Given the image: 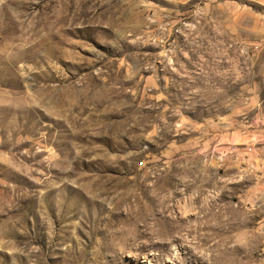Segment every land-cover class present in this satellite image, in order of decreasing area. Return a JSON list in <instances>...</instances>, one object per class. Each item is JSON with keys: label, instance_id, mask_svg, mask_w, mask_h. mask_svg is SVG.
<instances>
[{"label": "rangeland", "instance_id": "obj_1", "mask_svg": "<svg viewBox=\"0 0 264 264\" xmlns=\"http://www.w3.org/2000/svg\"><path fill=\"white\" fill-rule=\"evenodd\" d=\"M0 264H264V0H0Z\"/></svg>", "mask_w": 264, "mask_h": 264}]
</instances>
